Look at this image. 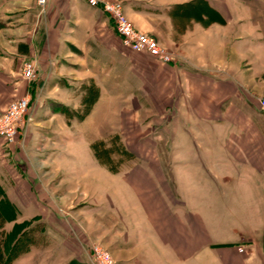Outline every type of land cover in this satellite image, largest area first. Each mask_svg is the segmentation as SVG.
I'll list each match as a JSON object with an SVG mask.
<instances>
[{"label":"rangeland","instance_id":"1","mask_svg":"<svg viewBox=\"0 0 264 264\" xmlns=\"http://www.w3.org/2000/svg\"><path fill=\"white\" fill-rule=\"evenodd\" d=\"M114 1L122 4L134 29L157 38L173 62L163 64L123 47L104 13L80 0H46L42 7L37 0H0V42L24 55L16 62L22 87L0 88V113L22 96L29 99L15 141L8 144L0 138V183L28 182L47 212L41 218L27 202L30 215L19 218L25 210L5 201L0 185V232L23 226L20 235L26 234L28 252L19 257L36 248L31 264H95L93 247L108 252L114 264L138 260L132 252L138 234L130 229L136 217L130 216L129 206L117 208L122 201L129 205L124 188L148 178L152 183L143 186L153 187L152 192L174 193L177 166L210 159V122L238 114H250L255 124L263 121L257 100L264 97V48L252 46L255 35L244 52L219 49L223 55L217 62L202 36L200 49L194 51L201 54L193 57L192 42L176 44L193 23L186 16L190 11L149 9L156 17L145 23L127 14L124 1L109 2ZM213 2L228 5L217 9L226 18L264 22V0ZM168 18L175 33L170 42L164 32ZM25 63L34 66L32 80L22 77ZM113 65L121 73H113ZM170 65L199 71L200 83L193 89H168L163 78ZM130 66H137L141 79ZM115 75L121 78L113 80ZM40 77L43 86L31 92ZM194 115L197 136H180L179 125ZM239 123L248 128L245 121Z\"/></svg>","mask_w":264,"mask_h":264},{"label":"crops","instance_id":"2","mask_svg":"<svg viewBox=\"0 0 264 264\" xmlns=\"http://www.w3.org/2000/svg\"><path fill=\"white\" fill-rule=\"evenodd\" d=\"M72 1L80 4L79 0ZM80 1L87 4L84 0ZM119 1H124L129 16L147 23L148 20L154 21L153 18L156 17V13L149 9L167 10L194 0ZM213 1L205 0L208 7L215 11L218 8H228L225 3L218 7ZM221 17L226 23L212 22L205 26L191 20L193 23L187 25L176 44L179 45L182 40L192 42L193 49L188 55L199 56L201 53L194 51L200 49L198 42L203 36L213 51L210 56L215 58L214 62L223 55L218 53L219 49L226 51L231 47L236 53L239 50H249L251 35H255L253 41L256 43L252 46L264 48V22L247 17ZM164 27L167 41H175L169 18L165 20ZM117 39L120 43L118 37ZM5 47V43L0 42V88L22 87L18 79L20 64L16 62L19 63L24 55L18 54L14 48L10 51ZM244 54L247 53L242 55ZM116 67L113 65V73H121ZM136 67L130 66L128 70L141 79ZM86 72L87 70L84 73ZM165 73L163 85L168 89H193L195 83H200L202 79L197 74L199 71L182 66H166ZM118 78L121 76H113V80ZM209 80L216 82L213 76ZM43 84V78L40 77L30 91L41 88ZM195 116L179 125L180 136H197L198 119ZM242 120L246 122L247 129L241 128L239 122ZM254 120L250 114H238L210 122V159L194 160L177 166L178 170L173 177L174 193L152 192L153 187L143 186L145 182L152 183L148 178H141V183L130 182V187L124 188L129 195V205L122 201L117 208L123 210L129 206L130 211L135 214L130 216L136 217L132 220L130 229L138 234L136 249L132 250L137 254L138 260L131 264H264V116L262 123L255 124ZM191 147L197 146L193 144ZM157 179L162 185V179ZM0 185L10 204L25 210L18 213L19 218L30 215L27 212V202L34 204L35 215L41 218L47 216L45 205L41 201L37 202L28 182L17 179L16 183L2 182ZM138 185L142 186L139 187L141 190H138ZM144 232L147 235L144 236ZM148 234H153V237ZM238 248L243 252L240 253ZM36 253V248L33 247L13 264H31L32 255ZM43 263L51 264L50 260L48 263L44 260L38 264Z\"/></svg>","mask_w":264,"mask_h":264},{"label":"built area","instance_id":"3","mask_svg":"<svg viewBox=\"0 0 264 264\" xmlns=\"http://www.w3.org/2000/svg\"><path fill=\"white\" fill-rule=\"evenodd\" d=\"M84 1L91 7L99 8L107 19L111 21L123 47L134 52L146 53L163 64L173 62L171 55L160 47L159 42L153 36L134 29L128 21L120 2L105 0ZM37 4L42 7L46 4V0H37ZM22 77L26 80L35 78V70L32 63H25L22 66ZM257 107L259 112L264 115V97L257 100ZM28 108L29 99L21 97L11 102L6 110L0 113V138L6 143L11 144L15 141ZM238 251L243 252L241 248ZM91 254L95 264H114L111 255L106 251L100 250L98 247H93Z\"/></svg>","mask_w":264,"mask_h":264},{"label":"trees","instance_id":"4","mask_svg":"<svg viewBox=\"0 0 264 264\" xmlns=\"http://www.w3.org/2000/svg\"><path fill=\"white\" fill-rule=\"evenodd\" d=\"M174 9L190 11L187 14L185 13L187 18L201 22L205 26L212 22L224 24L222 17L215 10L209 8L205 0H194L186 5L176 6ZM5 201L8 202L6 198ZM22 229V225H15L9 234L0 232V264H12L19 255L28 252L24 240L26 234L20 235ZM18 235L20 236L17 237Z\"/></svg>","mask_w":264,"mask_h":264}]
</instances>
